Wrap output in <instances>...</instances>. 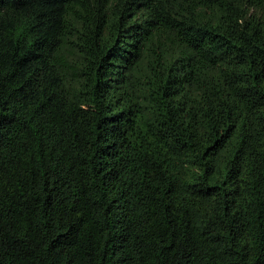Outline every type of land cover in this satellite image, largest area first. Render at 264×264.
Listing matches in <instances>:
<instances>
[{"label":"trees","instance_id":"trees-1","mask_svg":"<svg viewBox=\"0 0 264 264\" xmlns=\"http://www.w3.org/2000/svg\"><path fill=\"white\" fill-rule=\"evenodd\" d=\"M0 264H264V0H0Z\"/></svg>","mask_w":264,"mask_h":264}]
</instances>
